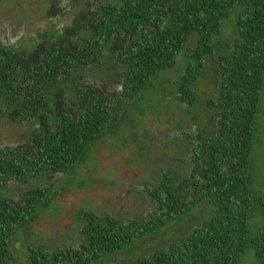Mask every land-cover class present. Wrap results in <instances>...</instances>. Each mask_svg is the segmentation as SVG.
Segmentation results:
<instances>
[{
	"label": "trees",
	"instance_id": "trees-1",
	"mask_svg": "<svg viewBox=\"0 0 264 264\" xmlns=\"http://www.w3.org/2000/svg\"><path fill=\"white\" fill-rule=\"evenodd\" d=\"M45 17L24 44L0 43V121L26 127L0 143V264H238L246 253L264 264V185L251 160L264 0H51ZM175 108L180 127L146 128ZM105 141L136 147L124 160L145 169L146 213L80 208L57 235L65 242L37 237L59 190L89 184L80 167Z\"/></svg>",
	"mask_w": 264,
	"mask_h": 264
},
{
	"label": "rangeland",
	"instance_id": "rangeland-1",
	"mask_svg": "<svg viewBox=\"0 0 264 264\" xmlns=\"http://www.w3.org/2000/svg\"><path fill=\"white\" fill-rule=\"evenodd\" d=\"M49 4H51V0H0V43L11 45L18 41L24 44L27 37L34 35L37 28L44 25L45 10ZM68 19L69 15H66L59 20L60 24L67 23ZM225 34H227L226 30ZM170 74L172 75L174 72L171 71ZM198 90L205 94L210 92L209 79L206 78L199 82ZM261 105L263 111L260 110L257 114L254 127V130L257 128V134L253 139L251 155L255 168L253 178L256 188H261L264 185V95L261 98ZM162 121L166 124H159V121L154 117H147L145 125L146 128L161 134L167 133L169 128L180 127L182 123L178 119L177 108L164 114ZM25 131L26 127L24 126L12 125L6 120H1L0 143L6 145L19 142ZM176 137L180 140L178 136ZM176 142L178 143V140ZM172 147L175 148V142L172 143ZM180 148L183 149V146ZM135 150L136 147L130 145L122 152H112L109 150V142L99 143L92 153L90 162L80 167V170L87 174L89 184H85L81 189L65 186L59 190L56 203L60 209L56 213V207L50 205L48 213L44 212L40 215L33 226L37 237L39 235L47 236V243H54L55 241L62 244L65 242V239H56L57 235L61 236L64 232L73 229L74 213L80 208L99 213L115 212L125 218L146 213L148 201L141 192H136L140 188V175H144L143 170L145 169H143V165L127 164L124 160L130 157ZM165 151L160 154H166ZM161 161V157H158V160L151 159L149 164L145 166L149 172L156 173V167L160 165ZM163 161H165V157H163ZM173 163L175 164L177 161ZM93 164L97 165L95 169L92 168ZM85 180L86 176L80 175L73 177L71 181L77 185L80 181ZM194 214H197L196 217L190 215L184 222L185 225L191 224L193 220H199L205 215L204 210H198ZM193 217L194 219H192ZM181 225H174L173 232H181ZM238 264H257V262L252 253H246L241 257Z\"/></svg>",
	"mask_w": 264,
	"mask_h": 264
},
{
	"label": "flooded vegetation",
	"instance_id": "flooded-vegetation-1",
	"mask_svg": "<svg viewBox=\"0 0 264 264\" xmlns=\"http://www.w3.org/2000/svg\"><path fill=\"white\" fill-rule=\"evenodd\" d=\"M18 42V41H17Z\"/></svg>",
	"mask_w": 264,
	"mask_h": 264
}]
</instances>
